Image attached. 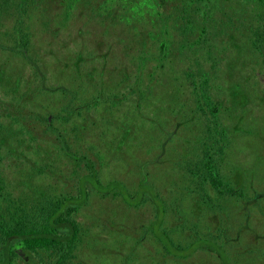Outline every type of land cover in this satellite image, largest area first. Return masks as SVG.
<instances>
[{"label":"rangeland","instance_id":"1","mask_svg":"<svg viewBox=\"0 0 264 264\" xmlns=\"http://www.w3.org/2000/svg\"><path fill=\"white\" fill-rule=\"evenodd\" d=\"M155 2L0 0V213L6 208L16 213L7 217L12 226L23 220L22 208L37 219L46 198L76 193L77 172L81 171L77 163L60 150L56 131H48L44 123L33 119L35 112L51 114L52 119L63 109V97L69 96L60 92L62 87L80 97L87 91L88 99L101 92L103 99L94 107H83L87 112L74 119L78 126L73 120L63 123L53 119L52 126L60 128L70 151L91 157L102 182L118 179L132 192L145 178L169 205L162 224L168 229L167 238L185 246L186 253L195 227L202 242L205 236H216L228 228L225 233L231 240L221 249L227 264H264V0H215L217 6L225 3L239 16L234 17L232 29L226 34L220 30L224 21L220 10L213 15V25L210 19L196 18L199 28H207L213 52L205 53L204 47L197 45L186 46L173 77L189 68L195 73L197 86L184 79L171 85L164 80L160 86L148 85L144 79L140 90L132 93L120 84L121 70L135 73L140 61L148 77L155 69L154 56L159 55L163 41L159 29L158 39L150 40L151 34L150 38L144 33L137 36L136 28L144 32L145 26L152 33L149 19ZM180 2V8L190 3ZM133 3L138 11L132 15L138 14L140 3L146 11L139 12L140 17L144 16L147 23L138 25L122 17L136 7L131 8ZM174 20L178 22L173 16L172 24ZM173 26L169 39L183 44L182 33ZM137 42L139 49L147 50L149 59H142L141 50L134 51ZM22 50H26L25 56ZM79 74L82 76L78 78ZM86 75L90 85L83 92L85 83L81 81ZM44 83L59 87L43 92ZM179 84L181 91L174 97ZM165 87L173 91L163 94ZM202 91L212 103L198 114L195 110L201 104L197 101L203 99L197 94ZM19 101H25L28 108L20 112L25 120L16 122ZM214 107L216 118L208 114ZM192 124L194 129L189 127ZM218 132L230 138L225 147L227 159L243 165L235 172L222 166V176L233 186L252 184L254 211H246L251 213L248 218L241 210L243 201L233 202L207 186L210 202L204 205L194 186H189L188 169L198 173L203 167V150L216 149V140L225 141ZM198 136L206 145L198 141ZM38 145L52 149L54 160H48L52 173L40 170L46 159L44 154H36ZM110 204L109 198L91 191L88 203L73 214L84 240L78 256L82 264H223L222 254L216 251L183 252L185 257L167 254L157 238L142 230L140 221L131 214L134 211L127 216L125 204ZM151 210V205L143 204L138 212L147 214L144 223L151 217ZM128 218L134 219L132 225ZM7 225L2 219L0 227Z\"/></svg>","mask_w":264,"mask_h":264},{"label":"trees","instance_id":"2","mask_svg":"<svg viewBox=\"0 0 264 264\" xmlns=\"http://www.w3.org/2000/svg\"><path fill=\"white\" fill-rule=\"evenodd\" d=\"M189 1L190 3H186V5H182V7L180 8V0L179 4L176 3V0H156V2L153 3V15H151L149 19L152 22L150 23L153 28L152 33L147 30L146 26L144 32L143 30L140 31L139 28H136L137 36L141 35V33H144L149 37V34H151L152 37L150 40H152L153 38L158 39V33H156V31L159 29L158 32L163 31V41H161V45L159 46V55L154 56L157 62V64L155 65V69L153 72L148 73V77L144 76L145 66L141 65L140 61L135 66V73L134 71L133 73L126 72L125 69L121 70L123 73L121 75L123 76L121 78L120 84L124 83L128 88H130V91L132 93L140 90V85L144 81V79L148 80V85L154 84L156 86H160L159 84L162 83L161 80H164L166 81V84L171 85L175 82L182 81L181 79H184L191 80L192 85L194 87L197 86L196 80L193 81L195 73L189 68L182 69V73L179 72L178 76L173 77L175 74H177V66H179V62L184 55L183 52L185 51L184 48L186 46L192 47L193 45H197V47H204L203 49L205 50V53L209 54L213 52L212 45L211 43H209V38L206 37V35L208 34L207 28H199L196 18L198 19L200 17H205L207 19H210V23L213 25L215 23L213 21V15L217 13L216 11L220 10L222 13H224L221 17L224 18V21H221L222 28L220 30H223L222 33L226 34L228 33V30L231 31L232 29L234 17H236L235 19L239 17L235 12L228 10V8L225 7L226 5H224L225 3L217 6L215 0ZM133 6H136V4L133 3L131 8H133ZM137 7L138 6L132 9L131 12L129 11V15H122V17L131 18L133 19L134 24L138 23V25L141 21L147 23L144 16L140 17L141 14H139V12H143L144 10L143 5H141L140 3L138 12L139 16L138 14L132 15V12L134 13L138 11ZM177 7L179 8L177 9ZM144 12L146 11L144 10ZM173 16L177 17L178 21L176 22L174 20V24H172ZM202 20L205 21L204 19ZM171 26H173L172 28H175L180 33H182L183 44L174 42L169 39L171 38L169 32V28H171ZM198 29H200V31ZM196 30H198L200 33L197 36V39H195L194 35L196 33ZM147 31L149 33H147ZM139 44L138 42L137 44L134 43V51L141 50L138 48ZM141 46L144 45L141 44ZM131 50L132 46L128 48V52H131ZM25 51L26 50H22V54L24 56ZM141 51L143 52V55L141 56L142 59L143 57L149 59L147 50L142 49ZM79 76L81 77L82 75L79 74L78 78ZM132 78L133 81L131 80ZM82 82L85 83V87L82 88V91L85 92L87 90V86L90 85L89 77L86 75L85 79L82 80L81 83ZM193 82H195V84ZM200 84L202 85L203 83L201 82ZM48 87H52V90H56L59 86H47L46 83H44V85L41 86L42 91L46 92V90H48ZM181 87L182 84H179L176 87L173 94L174 97H177L179 95ZM165 88L166 89H164L163 94H166V92L169 91H173L169 90L170 87ZM60 92L69 96V98L63 97V99L66 100V103L62 107L63 109L56 113L52 119L51 114L47 113L48 115L46 116L43 114H39V112H35L33 120L35 121V123H44L48 131L50 130L53 132L55 130L56 133H53L56 134V141L59 143L58 145L60 150L65 157H69V159L77 163L76 165L81 171L77 172L78 179L75 186L76 193L66 194L60 197L49 196V199L46 198L45 206L41 205V208L39 209L41 213H39V217L37 219H34L29 212L26 213V211L22 208L21 212L24 213L23 220L16 221V223L12 226H10V222H8L7 217H13V215L16 213H13V211L8 208L4 209V212L0 213V224L1 220L4 219V221L8 225L6 228L4 226L0 227V264H29L31 262H33L34 264H82L81 262H79L78 256L82 248H84V240L82 239L80 234V224L75 220L73 214L77 212L79 207H82L88 203L91 191L98 193L102 198H109L111 203L110 205L114 204L119 207V204H125L127 216L130 215V211H134V213L131 214L136 216L135 220L140 221L142 230L148 233L150 232L155 238H157L167 254L172 255L173 257H185V255L193 254L194 252H196V250H208L211 252L216 251L218 255L222 254L220 263L227 264V261L223 256V253L221 252V249L223 243L225 245H228L229 241L231 240V238L227 237V233H225L228 231V228L223 229L224 231L222 232L224 233L218 232L216 236H213L211 234L205 236V238L207 239L203 240L202 242V239H200V235L197 234L199 233L198 227H195L193 233L194 236H190L191 242L189 241V245L187 247L190 251L186 253L185 246L175 243L172 238H167L168 229L162 226V224L163 221H165L168 209L167 206L169 205H167L165 199L161 198L157 189L147 183L145 178L139 181V183L135 186L136 189L132 192L130 188L121 180L111 179L107 182H102L99 177V171L96 168V164L91 157L80 154L79 152L73 153L70 151L71 146L65 140L64 134L60 132V128L52 126L53 119H57L63 123H68L73 120V124L75 126H78L79 124H76L74 119L82 115V113L87 112L84 111L86 109H83V107H92V105L94 107L100 100L103 99L105 95L99 92L93 95L92 98L88 99L89 97L87 98V91L85 92V95H82V97H80L78 95H73V92L68 91L63 87L60 89ZM199 93L197 94V96H201L203 101H201L200 99L197 101L198 105L201 104L200 106H198V109L195 110L198 114L201 111H205L206 107L209 108L212 103L211 98H209L206 93H204L203 91L200 94ZM83 98L84 100L82 101ZM29 100H31L32 102L34 101L32 99ZM75 100H77V102H75ZM25 104V101H19V103L16 104L17 109H19V111L16 110V122H20V120L23 119L25 120V118H22L23 116L20 113L23 109L26 110V108H28ZM247 110L248 109H245V112H247ZM42 112L44 111L42 110ZM215 112L216 108L214 107L210 109L208 114L209 116H213L214 118H216L214 115ZM195 120L198 119L196 118ZM215 125L218 126L217 124ZM189 127L194 129L195 125ZM243 133L244 132H242V134ZM218 134H221L222 136L224 135V133L219 132ZM223 138L225 139V141L223 140L220 142V140H216V149L212 148V150H210L211 148H206L203 150V160L201 161L203 163V167L200 168L198 173L194 172L193 169H188L189 179L187 178V180L189 182V186H194V190L197 193L196 195L199 196V200L204 205L210 202V196L207 192V186H210L214 189V191L217 192V195H220L224 198H230L233 200V202L243 201V203L245 204L244 208H242L241 210H243V216L248 218L251 213H247L246 211L248 209L254 211L253 209H251V206L254 205L253 201H251V199L253 198L252 184L244 186L243 184L233 186L230 184L229 180L228 182H226V180L224 179L226 177L224 175L222 176V166H224L226 170L227 168H230L232 172H235L240 168L242 169L243 166L241 162H234L227 159L228 157L225 156L227 154L225 153V147L227 146V141L230 138L226 133ZM4 140L5 139H3L2 137V141ZM24 140L19 141L21 142ZM198 141H202L199 136ZM5 142L8 143L9 141L5 140ZM202 143L205 144L206 141L203 140ZM205 145L202 144V146ZM50 150L52 151L49 146L38 145L36 154L38 155L40 152V154H44V159H46L43 167H41L40 170L52 173V170L49 168L52 165V162L48 163V160L53 161L54 159L52 158ZM229 151H231L235 155V152L232 149ZM196 167L197 165H195V168ZM247 180L249 181L248 177ZM189 186L188 188H190ZM257 196L258 194L256 195V197ZM176 201H178V198ZM174 202L172 201V203ZM247 203L249 205H247ZM143 204L144 206L147 204L151 205L154 211L153 213V211L151 210L149 214L151 215V217L146 220V223H144L145 221L143 216H146L147 214L140 215L138 213L140 212ZM261 205L264 204L261 203ZM106 207L108 208L109 206L107 205ZM36 215L37 214H35V216ZM133 220L128 218V222L131 225L134 222ZM193 225L197 226L196 223H194ZM238 229L239 227L236 229V232L238 231ZM221 239H225L224 242L223 240L221 241ZM227 245L224 248H227ZM30 252H32L33 255ZM183 252L185 253V255L183 254ZM35 258H37L38 263L35 261Z\"/></svg>","mask_w":264,"mask_h":264}]
</instances>
